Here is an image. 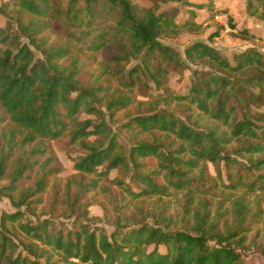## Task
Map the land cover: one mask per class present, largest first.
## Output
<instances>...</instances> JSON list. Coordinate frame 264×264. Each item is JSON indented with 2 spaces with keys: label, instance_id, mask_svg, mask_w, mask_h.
<instances>
[{
  "label": "trees",
  "instance_id": "obj_1",
  "mask_svg": "<svg viewBox=\"0 0 264 264\" xmlns=\"http://www.w3.org/2000/svg\"><path fill=\"white\" fill-rule=\"evenodd\" d=\"M63 1L0 3V200L15 210L0 214V264H264V234L253 233L241 201L220 226L209 201L196 199L214 187L264 189V56L250 49L230 61L202 41L183 54L162 43L204 30L192 10L178 20L156 9L180 0ZM245 3L264 22V0ZM201 61L208 68L193 71L189 91L170 93L168 70ZM140 83L150 89L144 101L135 94ZM58 142L79 147L75 174L64 180L49 154ZM208 164L226 182L218 185ZM94 191L99 200L88 196ZM174 195L173 216L165 204H141ZM93 202L109 231L89 225ZM39 207L49 217L31 220ZM61 217L70 226L54 223Z\"/></svg>",
  "mask_w": 264,
  "mask_h": 264
},
{
  "label": "rangeland",
  "instance_id": "obj_2",
  "mask_svg": "<svg viewBox=\"0 0 264 264\" xmlns=\"http://www.w3.org/2000/svg\"><path fill=\"white\" fill-rule=\"evenodd\" d=\"M3 0H0V3ZM131 4L137 5L140 7H147L152 4V0H129ZM65 0L63 5H65ZM208 0H180L178 2H159L157 1L156 9L158 12L165 11L167 13L175 12L178 20H183L189 15L188 10H192L196 15V21L202 23L204 30L197 34L185 33L177 38H161L160 41L166 45H169L183 54L184 48L189 44L195 41H202L211 47L215 48L222 56L226 57L232 61V57L235 54H239L245 50H255L264 56V22L259 21L255 18H252L246 13V3L245 0H212L211 5L213 10L209 11L207 6ZM228 17L232 19V22L235 26L234 29L229 25ZM246 28L250 31L253 37L248 34L241 33V29ZM97 59L101 60L100 53H96ZM188 69H185L181 72L170 71L166 73L165 78L163 79L164 84L169 89L170 93L173 94H186L190 87L191 81L193 78V71L200 69H207L208 66L202 61L198 64H191L186 62ZM87 78V77H86ZM152 86L151 93L155 94L161 91H158L153 88V84L149 83ZM150 89L143 86L140 83L135 90L137 95V100L144 101L148 98L144 97L142 94L148 92ZM184 110V105H178L175 107L176 114L182 115ZM260 111H264V107L260 108ZM121 116V114L119 115ZM82 118H87L83 115ZM113 128L115 125H111ZM121 138L126 141L128 138L127 134L121 135ZM248 141L243 140L239 143L234 144V146H246ZM49 154L56 158L57 161L62 164L63 170L59 174V177L64 180L65 178L75 174L73 169V162L71 158L78 155V146L73 148H68L63 145V142L51 143ZM239 160L246 162L244 158L237 157ZM264 168V167H263ZM208 173L211 178L216 179V173L214 172L212 166L208 164L207 167ZM115 171H111L109 174L110 180L115 178ZM223 180L225 181V176L222 174ZM218 185L223 180L217 178ZM7 184L6 180H0V187ZM210 185V184H208ZM207 185V186H208ZM115 190L121 192L120 189L114 185H110ZM96 191L90 192L88 196H95ZM176 195L165 197V199L158 201L156 197H149L145 199L141 204H144L147 208L153 210L158 205L165 204L166 210H169L170 216L175 215L177 211L176 206ZM204 198V200L209 201L208 207L210 208L212 214L217 212L218 215H221V223H230L235 218L234 208L237 201H241L243 204L245 215V221L250 223L253 233H259L260 238L264 234V189L258 190L255 193H247L246 191L239 189L236 191H229L224 187L213 188L211 191H208L207 195L196 196V199ZM46 199H49V194L46 195ZM228 199V200H227ZM99 200L98 197H94L92 201ZM140 204L138 201H134L130 204V209L133 212L134 205ZM46 205V204H45ZM45 208V207H44ZM39 207L33 215L30 216L31 220L36 221L37 218L40 220L48 218L49 215ZM14 207L10 204L9 200L2 198L0 200V214L2 212L11 213L14 212ZM110 215V214H109ZM90 220L89 225L93 229H104L106 231L110 230V226L105 225L104 219V210L103 208L96 204L95 202L89 207ZM252 216H254L252 218ZM72 219H66L64 217L54 220L56 225L70 226V221ZM151 221V219H149ZM16 252H21V248H16ZM255 248H249L246 251L249 254H253ZM56 257V256H55ZM258 258L257 256H254ZM63 264H81L76 259H70Z\"/></svg>",
  "mask_w": 264,
  "mask_h": 264
}]
</instances>
